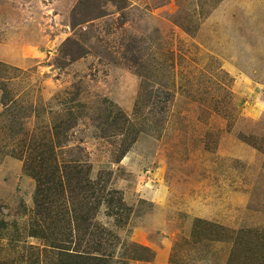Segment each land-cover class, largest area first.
Instances as JSON below:
<instances>
[{
	"label": "rangeland",
	"instance_id": "374dc122",
	"mask_svg": "<svg viewBox=\"0 0 264 264\" xmlns=\"http://www.w3.org/2000/svg\"><path fill=\"white\" fill-rule=\"evenodd\" d=\"M0 264H264V0H0Z\"/></svg>",
	"mask_w": 264,
	"mask_h": 264
},
{
	"label": "trees",
	"instance_id": "16d2710c",
	"mask_svg": "<svg viewBox=\"0 0 264 264\" xmlns=\"http://www.w3.org/2000/svg\"><path fill=\"white\" fill-rule=\"evenodd\" d=\"M62 174H64V171H62ZM48 182L50 181H45L44 177L38 180L39 188L37 189V192L35 193L36 194L35 198L39 197V201L36 200V207L38 210L40 208V211L46 208V204H43V199L50 198L53 195H60V196L62 195L65 197L67 194L69 193L74 194V192L76 191L80 193L81 190L83 192V190H85V185L90 183L88 180L87 182L83 180H75V183H73L72 181H70V179H65V182L58 181V183L56 184L57 186L53 187L52 185H46V183ZM68 196H71V195H68ZM121 199H122L121 197L118 198L119 203L122 201ZM104 200L108 202L106 204L108 207L110 203V199H104ZM96 244L98 245H93V248H94L93 251L97 252L99 254V257L101 258L97 259L99 257H94L93 260L98 261V262H103L104 260L108 258V256L106 254L104 255L98 252V248L101 247V243H96ZM82 259L87 260L86 258H82Z\"/></svg>",
	"mask_w": 264,
	"mask_h": 264
}]
</instances>
